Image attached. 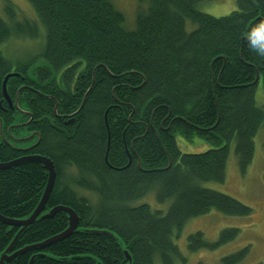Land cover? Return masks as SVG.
I'll return each mask as SVG.
<instances>
[{
    "label": "trees",
    "instance_id": "1",
    "mask_svg": "<svg viewBox=\"0 0 264 264\" xmlns=\"http://www.w3.org/2000/svg\"><path fill=\"white\" fill-rule=\"evenodd\" d=\"M29 1L45 29L43 63L29 75L26 66L13 70L0 50V122L3 129L16 122L17 98L35 118L41 140L18 149L0 136V163L44 156L56 179L44 210L12 251L32 248L4 264H29L33 255L32 264H175L184 260L175 239L190 219L212 210L252 213L203 183L224 181L232 142L245 171L264 131V106L255 99L259 81L264 87V56L252 45V39L264 43V32L251 35L264 23V0H237V8L220 17L201 11L196 0H148L132 30L109 0ZM13 32L33 37L37 26L25 19L10 27L0 17V46ZM13 72L19 75L6 82L10 106L2 83ZM176 135L211 148L182 153ZM46 182L39 162L1 169L0 215L29 217ZM150 193L169 204L165 212L135 204ZM56 206L76 213L77 229L35 246L68 227L65 212L43 217ZM19 229L0 221V253ZM238 233L224 228L210 242L195 232L187 249H217ZM247 252L224 256L222 264H238Z\"/></svg>",
    "mask_w": 264,
    "mask_h": 264
},
{
    "label": "rangeland",
    "instance_id": "2",
    "mask_svg": "<svg viewBox=\"0 0 264 264\" xmlns=\"http://www.w3.org/2000/svg\"><path fill=\"white\" fill-rule=\"evenodd\" d=\"M113 6L124 15V27L132 30L135 26V17L139 9L146 6L148 0H109ZM201 11L215 17L225 16L237 8V0H196ZM0 17L5 23L13 27L16 22L29 20L36 24L37 35L12 34L0 46L3 56L12 63V69L18 65L26 66L27 72L31 75V69L40 66L43 60L40 53L44 46L45 29L40 22L34 7L29 0H0ZM256 102L264 106V87L259 81L256 87ZM20 118V114L17 115ZM27 132L20 130L17 136H24ZM16 135V134H14ZM13 135V136H14ZM21 138V137H15ZM29 135L26 140L8 138L10 144L17 148H28ZM177 144L182 153H200L211 148L200 138L187 140L176 135ZM255 152L252 162L245 171L238 167L237 157L234 152V142L230 144L229 157L226 165L225 178L223 182H207L203 186L227 194L240 202L248 205L252 213L247 216H227L216 210L210 213L190 219L179 238L175 243L179 248L184 260L177 259L175 264H222L224 256L235 253L244 248L248 252L244 259L238 264H264V131L260 130L254 139ZM31 146V145H30ZM92 195V194H91ZM93 199H95L94 195ZM152 196L154 205L147 202ZM146 199L137 201L135 204L148 203L152 209H160L163 212L169 204H158L154 200L153 193ZM150 200V202H151ZM228 227L239 229L238 235L231 242L224 244L217 249H199L188 251L187 237L195 232H201L210 241H216L219 232ZM159 264V263H157Z\"/></svg>",
    "mask_w": 264,
    "mask_h": 264
},
{
    "label": "water",
    "instance_id": "3",
    "mask_svg": "<svg viewBox=\"0 0 264 264\" xmlns=\"http://www.w3.org/2000/svg\"><path fill=\"white\" fill-rule=\"evenodd\" d=\"M14 76H18V73H15V72L9 73L8 75H6L4 77V80L2 83L3 95L7 99L10 106H11V101H10V98L8 97V95L6 93V82L10 77H14ZM81 107H82V105H81ZM79 109L77 110V112L79 111ZM25 161L26 162H39L47 172V182H46L44 191L42 193V196L40 198V201H39L37 207L34 209V211L31 213V215L29 217H27L25 219H21V220H11V219H7V218L0 215V221L2 223L7 224V225H15L17 227H20V229L18 230V232L16 233V235L14 236V238L12 239L10 244L7 246V248L3 252L0 253V264H4L6 262H9L13 258H15L16 256H18V255L24 253L25 251L29 250L30 248H32L30 246H26L20 250L12 251L13 245L15 244V242L17 241V239L19 238V236L23 232V230L27 226H29L44 210L46 202H47V200H48V198H49V196L53 190L55 179H56V171H55L53 162L49 158L44 157V156H28V157H24V158L14 160L11 162L0 163V170L10 168L12 166L18 165L19 163L25 162ZM129 163H130V161H129ZM57 212H65L66 213V215L68 217V227L63 232H61V233H59V234H57L51 238H48L47 240H45L42 243H39L35 246L42 247V248L46 247L52 243H55L61 239L68 237L74 230L77 229L78 216L69 207H65V206L53 207L48 212H46L43 215V217H52ZM101 232H104V231H98V233H101ZM104 233L111 236L115 241H119L118 238L114 236V234H112L110 232H104ZM125 255H126V259L130 262L131 256L129 255V253L126 250H125ZM36 256L37 255H33L31 257L29 264L33 263V260ZM98 264H100V263H98Z\"/></svg>",
    "mask_w": 264,
    "mask_h": 264
},
{
    "label": "flooded vegetation",
    "instance_id": "4",
    "mask_svg": "<svg viewBox=\"0 0 264 264\" xmlns=\"http://www.w3.org/2000/svg\"><path fill=\"white\" fill-rule=\"evenodd\" d=\"M19 75V74H18ZM15 109L17 115L20 114V118L16 117V122L11 125V128L3 129L2 123L0 122V136L2 140H5L8 144L10 140L8 138H14L16 140H26L29 135H32L30 140L29 138V147L28 148H18V149H31L35 147L41 140V135L37 129H33V124L35 125L36 121L33 118V115L30 111H27L22 104H18L17 98H15ZM16 115V116H17ZM57 116V115H56ZM73 122L74 120H69ZM66 124V121L64 122ZM32 128V130H31ZM11 129L14 130L11 132ZM20 130H25L27 132L24 136H17ZM16 134V135H14ZM14 135V136H13ZM21 137V138H15ZM11 145V144H10ZM31 145V146H30ZM13 147L17 148L16 146L12 145Z\"/></svg>",
    "mask_w": 264,
    "mask_h": 264
},
{
    "label": "clouds",
    "instance_id": "5",
    "mask_svg": "<svg viewBox=\"0 0 264 264\" xmlns=\"http://www.w3.org/2000/svg\"><path fill=\"white\" fill-rule=\"evenodd\" d=\"M264 32V23H261L257 28L253 29L252 36H260ZM252 45L258 55L264 56V43L257 39H252Z\"/></svg>",
    "mask_w": 264,
    "mask_h": 264
},
{
    "label": "bare ground",
    "instance_id": "6",
    "mask_svg": "<svg viewBox=\"0 0 264 264\" xmlns=\"http://www.w3.org/2000/svg\"><path fill=\"white\" fill-rule=\"evenodd\" d=\"M6 99V98H5ZM7 100V99H6ZM10 105V104H9Z\"/></svg>",
    "mask_w": 264,
    "mask_h": 264
}]
</instances>
